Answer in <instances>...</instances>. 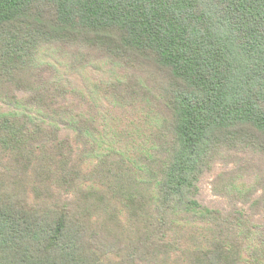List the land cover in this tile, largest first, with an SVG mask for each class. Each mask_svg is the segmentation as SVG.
<instances>
[{
    "label": "trees",
    "instance_id": "1",
    "mask_svg": "<svg viewBox=\"0 0 264 264\" xmlns=\"http://www.w3.org/2000/svg\"><path fill=\"white\" fill-rule=\"evenodd\" d=\"M0 100V264L150 263L198 222L218 236L202 264H245L219 239L234 235L264 264V215L197 200L217 161L234 163L213 182L234 210L264 192V0H0Z\"/></svg>",
    "mask_w": 264,
    "mask_h": 264
},
{
    "label": "rangeland",
    "instance_id": "2",
    "mask_svg": "<svg viewBox=\"0 0 264 264\" xmlns=\"http://www.w3.org/2000/svg\"><path fill=\"white\" fill-rule=\"evenodd\" d=\"M90 74V73H89ZM90 80L96 79L95 76H92L90 74ZM73 81H76L77 84H81L80 79L77 78V76H72L70 78ZM79 86V85H78ZM16 97L18 98V101H25L26 102V95L24 93H15ZM107 105L106 101L104 103ZM85 107H83V110ZM10 108L5 105L1 100H0V113H9ZM120 118L122 121L129 123V126H123L122 129L125 131H128L129 135L134 139V146L135 148H138L139 150H142V148L146 149L145 145L147 144L145 141L147 140V135H148V140L150 134H148V131L145 129H141L140 131H137V128L133 126V124H130L132 121L130 120L131 118L124 117L123 115ZM99 130L103 129V125L100 123L98 125ZM115 129H118V127L114 126ZM60 133L59 137L60 138H69L70 143L73 147V150L75 152H78V147L80 144L76 145L75 143V136L73 132L71 131H65L62 126H60ZM121 129H118V132ZM108 143H106V147L112 148L115 146L117 150H119L120 143H116L115 145H112L110 140L106 138L105 135L102 134V136ZM131 148V147H130ZM124 149L127 150V147H124ZM139 150H130L128 151L133 159L136 160L138 158L140 152ZM103 151V149H102ZM5 159H1L0 162L4 161ZM95 160L91 164H95ZM255 163V162H254ZM90 164V168L92 167ZM233 164L234 163H228L225 164L223 162L217 161L213 164L211 171H206L199 183V192L197 195V200L198 202L203 205L206 209L214 212L220 213V215H227L230 214L232 217H239V213H242V218H244L246 221L251 222L249 226H252L251 224H258L263 222V215H264V209H262V205H256L254 201H258L260 197L264 196V192L257 190L256 192L251 193V195L246 197L244 195L243 201L238 200V203H236L235 207L238 211L233 209L232 206V200L228 196H222L218 195L214 191V186L213 182L216 180L217 176L219 177L223 173H229L233 170ZM85 167V169L89 168ZM3 171V167L0 166V171ZM249 172L252 174H257V170L254 168L248 169ZM253 179V176H250L249 178H244L243 180H240V186L246 187L249 185L250 180ZM218 186V184H216ZM68 197H71V195H66ZM240 202H247L246 204H241ZM260 203V201H258ZM264 203V200H263ZM258 204V203H257ZM138 213L139 210H133L131 209L130 205L129 207L126 208V205L120 206V216L122 219V222L125 224L127 227L129 220L131 219L130 215L132 213ZM130 214V215H129ZM140 216V214H139ZM133 218V217H132ZM136 219V216L134 217ZM185 223V222H184ZM204 223L198 222L197 224L194 225H187L186 223L181 229H174L173 232H170L169 235L164 239L163 241V246L166 247L168 245V249L166 250L164 247L163 252H161L160 256L155 259V261H152L150 263H144V264H202L203 263V257L201 259L196 258L194 252L199 253L200 250H207L212 248V240H215L218 238L216 231L213 234H210L211 231L209 232V229H204ZM226 233V232H225ZM223 236H221L219 239L220 241L223 242V245L225 246L224 249H228L229 246L234 245L236 247L237 251L239 252V257L244 259L246 261L245 264H257V262H252V259L249 257L247 254V250L250 246L256 245L255 241H248V240H238L236 235H234L231 240H222ZM240 239V238H239ZM208 240V241H207ZM246 251V252H245ZM202 255V254H201ZM115 258V257H112Z\"/></svg>",
    "mask_w": 264,
    "mask_h": 264
}]
</instances>
